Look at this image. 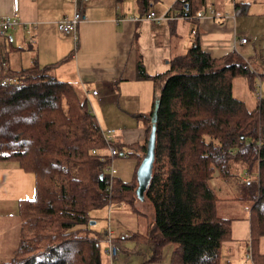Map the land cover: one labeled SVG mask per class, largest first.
<instances>
[{
    "label": "trees",
    "instance_id": "obj_1",
    "mask_svg": "<svg viewBox=\"0 0 264 264\" xmlns=\"http://www.w3.org/2000/svg\"><path fill=\"white\" fill-rule=\"evenodd\" d=\"M137 1L145 12L155 0ZM187 2L175 0L172 8L195 13ZM54 65L1 73L11 82L0 85V161L14 160L34 175V196L18 203V244L5 264H102L109 234L96 227L97 219L107 218L111 204L145 214L133 206L136 177L126 181L115 173L109 187L106 168L113 157L101 152L106 144L100 125L80 88L49 73ZM255 74L235 51L212 57L198 39L173 56L163 73L149 75L137 64L138 79L164 77L155 99L152 174L140 200L149 206L152 222L127 237L148 246L146 262H159L171 245L168 264H222L231 218L218 214L222 197L209 181L225 180L237 167L248 175L234 199L248 204L249 259L264 264L257 248L264 235V98L247 108L232 93L235 76L255 91ZM139 116L145 137L131 146L140 151L138 163L153 109ZM112 145L115 156L136 154L125 152L118 139ZM110 238L120 250L126 237Z\"/></svg>",
    "mask_w": 264,
    "mask_h": 264
},
{
    "label": "crops",
    "instance_id": "obj_2",
    "mask_svg": "<svg viewBox=\"0 0 264 264\" xmlns=\"http://www.w3.org/2000/svg\"><path fill=\"white\" fill-rule=\"evenodd\" d=\"M174 2L175 0H155L142 12L137 0H0V17L14 15L31 27L29 32L22 24L0 39V62H5L10 71L55 63L49 73L77 85L89 102L93 114L96 113L94 107L96 109L97 106H116L127 111L150 109L136 116L141 120L142 129L130 130L120 123L122 140L128 141L136 130L138 138L145 137V123L139 115L147 114L153 109L164 77L156 81L150 78L138 79L136 67L139 62L147 74L154 75L165 72L169 67V60L185 52L194 39H198L201 47L212 57L231 51L243 56L244 44L248 43V40L240 41L244 36L238 34L241 32L235 11L231 12L223 6L221 0L187 2L194 12L214 6L218 10L216 12L222 15L219 18H213L205 12L197 19H162L153 22L143 18L150 10L157 15L168 13L169 10V14L175 13L177 9L172 8ZM215 3L222 6L216 7ZM236 3L238 2H234L235 6ZM75 10L84 15V19L77 24L75 33H60L56 22ZM263 12L264 8V17ZM31 35L34 37L33 42L29 41ZM85 87L96 90L97 94L85 95ZM261 88L263 90V85ZM213 180L209 183L219 195L218 191L224 186ZM236 183L238 189L235 196L219 195L222 199L217 203L219 215L230 218L229 213H237L231 218V239L222 244V264H246L245 259H249V208L244 200L234 199L240 196L242 185L238 181ZM33 196V173L23 170L14 160L0 161V215L11 213L18 217L19 201ZM18 236L19 231L6 246L0 243V264L11 259L18 244ZM245 238L248 239L246 245L242 242ZM257 248L264 254V235ZM105 250L106 246L102 264L109 262ZM249 262L252 263L251 260Z\"/></svg>",
    "mask_w": 264,
    "mask_h": 264
},
{
    "label": "rangeland",
    "instance_id": "obj_3",
    "mask_svg": "<svg viewBox=\"0 0 264 264\" xmlns=\"http://www.w3.org/2000/svg\"><path fill=\"white\" fill-rule=\"evenodd\" d=\"M221 1L222 5L230 9L231 12L235 11V16L237 18V22L239 24V29L241 32H238V34L244 36L245 39L248 40V43L244 44L245 49L244 51H242V57L249 64V66H251L255 70L256 74L254 82L256 85H263V90L262 88H260V94L261 97L264 98V76H261L264 75V17L262 15L264 0H236L234 2L239 3H236L237 6H235L232 0ZM242 4L245 5V9ZM222 5L219 3H215L216 7ZM210 9L218 11L214 8V6H208L205 8V10L200 11H202L203 13L205 12L206 14H211ZM223 15L225 16V14ZM258 92V86H256L255 91L249 89L248 83L244 77L235 76L232 79L233 96L244 101L247 108H253L256 106V103L258 101ZM94 110L96 112L94 114L96 116V119L98 120L100 128L114 129L115 134L113 138L118 139L119 137V139L124 142V144H126L124 145L125 152L136 153L118 155L113 157L112 160V165L116 170L115 175L126 181L131 180L132 178L136 177V169L141 161L140 160L138 163V154L140 153L138 147L131 146L136 145L137 143H141L144 137L138 138L136 130L131 134V137L128 141H124L122 140L121 126L122 124H125L126 127L130 128V130H133L134 128L142 129L141 120L136 116L137 114L145 113L150 109H142V111L141 109H129L127 111L124 109L120 110L116 106H113L111 108H102L101 106H97L96 109L94 107ZM101 152L106 153L107 147L104 148V150H102ZM239 172V168L233 167L232 175L225 180L219 178H214V180L212 179L215 183H222L224 186L222 190L218 191L219 195L225 197L235 196L238 189L236 182L238 181L239 183L244 184V182L248 178V175L244 174L243 172ZM241 175L242 177L240 178ZM243 178L245 180H243ZM243 202L246 203V201ZM133 206H137L145 214L142 215L140 212H134V210L130 209L128 205L111 204L109 213H106L107 218L102 219L103 217H100L96 221L95 225L98 229L102 230L108 228V230L112 234L111 235L109 233L110 237H126L123 241H121L122 245L120 250H117L116 243L112 242L116 247V255H114V253H108L107 251H105L107 254L106 257L109 261L108 264H168V257L172 249L171 245L165 247L162 258L159 262L148 263L146 262L150 255L148 246L145 243L136 242L134 238H127L135 232L143 233L145 231L144 229L146 225H150L152 222V212L150 211L149 206L144 201H140L136 198L134 200ZM10 212H13V210H11ZM236 215V212H231L228 216H230V218H233ZM19 223V218L12 215L11 213L0 215V243H2L3 246H6L7 242L13 240L14 234L19 230ZM248 239L245 238L244 240H241L246 245ZM104 245L106 246V242H104ZM249 260L250 259H245L246 264H252L251 262H249ZM144 261L145 263H143Z\"/></svg>",
    "mask_w": 264,
    "mask_h": 264
},
{
    "label": "built area",
    "instance_id": "obj_4",
    "mask_svg": "<svg viewBox=\"0 0 264 264\" xmlns=\"http://www.w3.org/2000/svg\"><path fill=\"white\" fill-rule=\"evenodd\" d=\"M211 17L213 18H219L222 17V15L219 12H216L214 10H211ZM204 13L202 11H198L195 12L193 14H189L186 11L183 12H175L172 14L169 13H164L162 15H157L154 11L150 10L147 11L144 15L143 18L150 20V21H155V22H159L162 19H171V20H175V19H197L200 18ZM84 19V15L79 11V10H75L71 15L69 16H64L62 17L60 20H58L56 22V28L60 33H69V32H73L75 33V29L77 24ZM22 24H24V27L28 29V31L30 32V26L26 25L25 23H23V21L21 19H19V17L16 16H4V17H0V39L3 36H6V34L13 30L18 28L19 26H21ZM194 31V30H193ZM75 38V36H74ZM34 37L33 35L29 36V41L33 42ZM241 42H245L246 39L245 37L240 38ZM8 70L7 69V65L5 62H0V85H5L7 83L11 82V78L10 77H1V73ZM259 87V92L257 94V99H261L263 97H261L260 94V88H261V84L256 85ZM84 90V94L87 95L89 93L95 95L97 94L96 90H90L87 89L86 87L83 88ZM101 134L102 137L104 139V142L106 144L107 147V152L106 154L110 157H114L117 154V149L115 148V146L112 145V141L114 140L113 136L115 134V130L114 129H101ZM96 151L93 150V153H95ZM106 171L109 175V179H110V183H109V187L111 184V178L112 176L116 173V170L114 169L113 165H109L106 168ZM243 180H245L243 178ZM111 209V206L108 207L107 209V213H109ZM108 230V228H107ZM110 233V231L108 230V234ZM104 242H106V250L108 253H114V255H116L115 253V245L112 243L111 238H110V234L109 237L107 239L104 240ZM249 257V256H248Z\"/></svg>",
    "mask_w": 264,
    "mask_h": 264
},
{
    "label": "water",
    "instance_id": "obj_5",
    "mask_svg": "<svg viewBox=\"0 0 264 264\" xmlns=\"http://www.w3.org/2000/svg\"><path fill=\"white\" fill-rule=\"evenodd\" d=\"M157 102L153 107V117L152 125L148 135V140L146 144V151L137 166L136 169V187H135V196L139 200L144 199V191L147 188L152 174V167L154 161V146H155V118L157 113ZM91 223H94L92 220Z\"/></svg>",
    "mask_w": 264,
    "mask_h": 264
},
{
    "label": "bare ground",
    "instance_id": "obj_6",
    "mask_svg": "<svg viewBox=\"0 0 264 264\" xmlns=\"http://www.w3.org/2000/svg\"><path fill=\"white\" fill-rule=\"evenodd\" d=\"M182 12V11H181Z\"/></svg>",
    "mask_w": 264,
    "mask_h": 264
}]
</instances>
